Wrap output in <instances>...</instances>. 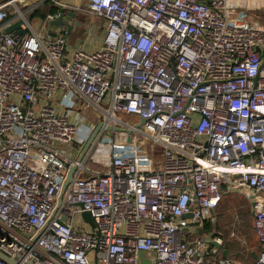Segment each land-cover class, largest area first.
I'll use <instances>...</instances> for the list:
<instances>
[{
	"label": "built area",
	"instance_id": "built-area-1",
	"mask_svg": "<svg viewBox=\"0 0 264 264\" xmlns=\"http://www.w3.org/2000/svg\"><path fill=\"white\" fill-rule=\"evenodd\" d=\"M42 3L78 15L53 25L58 10L34 14ZM82 13L102 26L83 22L68 48ZM18 18L21 34L6 31ZM93 108L104 125L78 158ZM117 122L123 137L105 139ZM230 192L248 198L260 247L241 264H264V0H0L1 252L16 264H143L140 252L236 264L221 235L200 233Z\"/></svg>",
	"mask_w": 264,
	"mask_h": 264
},
{
	"label": "rangeland",
	"instance_id": "rangeland-1",
	"mask_svg": "<svg viewBox=\"0 0 264 264\" xmlns=\"http://www.w3.org/2000/svg\"><path fill=\"white\" fill-rule=\"evenodd\" d=\"M78 13H80V11H78ZM80 15L81 16H79L80 17L79 20L82 21V23L78 26H74L72 28V30L69 32L68 48L72 47V45H74V44L77 45L79 42H82L85 39L86 35H85V27H83V22L87 23V22H90V20L92 19L97 24H99V26H102V21L99 19H96L94 17H91L89 13L88 14L82 13ZM37 16L38 15H35V18L32 20V24L35 27H38V25H39V22L37 20ZM102 33H103L102 27H96V31H95L96 39L101 38ZM91 111H93V113H91L88 117H90V119H92V121L94 123H97L96 122L97 119L101 118V116L103 114H102V112H100L96 108H93V110H91ZM115 114L124 123L136 124L139 121V117L136 114H121V113H115ZM75 115H76V112H74V116ZM115 126L118 127L117 130L105 129V131L103 132L105 139H107L109 137L110 138H113V137L114 138H122L123 137V132L126 129L124 124L121 122H117L115 124ZM138 128L145 130V125L142 123L139 125ZM126 133H127V131H126ZM141 135H142V139L140 141V144L144 145V148H142V146H141V150L144 149L149 156H153L154 158H157L156 148H158L159 145L156 142H154L152 140V138L147 136L146 134L141 133ZM108 146H109V142L107 140H104V148H108ZM62 147H64V146L62 145ZM95 156H96V154H95ZM87 166L92 168V169H95V170H99V169H102L104 167L103 161L101 163H97L92 158H89L87 160ZM247 210H248V198L243 193H241V192H230L228 194H225L224 197L222 198L217 210H216L217 215H218V213H220V216L218 215V218L216 217V220H217L216 225L222 226L225 228V230L227 232H230L231 226H230V224L227 225L229 220H227L225 218V215L227 213H229L231 215V213L234 212L235 213L234 215L239 216L240 212L245 214V212ZM249 232L251 233V239L248 243L249 244L248 246L252 247V246H255L256 240H255V236L252 233L251 228L249 229ZM232 238L236 239L237 242L242 246L244 235H242V238H241L240 234L235 232L233 234L228 235V239H232ZM246 239H247V237H246ZM142 263L143 264H150V261H149V259L143 258Z\"/></svg>",
	"mask_w": 264,
	"mask_h": 264
},
{
	"label": "water",
	"instance_id": "water-1",
	"mask_svg": "<svg viewBox=\"0 0 264 264\" xmlns=\"http://www.w3.org/2000/svg\"><path fill=\"white\" fill-rule=\"evenodd\" d=\"M57 10H58L59 14H58V16L56 18L50 20V24H53V25L65 24V23H67L68 20H71L73 17H75L77 15L75 11L65 9L63 7H57ZM32 15H33V12H30L28 14L29 17H31ZM21 22H22V19L21 18H18L16 20H14L13 22L9 23L5 27V30L6 31H12L13 29H16L18 31V33L21 34V32H22V29L20 28ZM77 24H80V21H77ZM70 28H71V24H68V29H70ZM143 122H144V119L143 118H140L139 121L136 124H134V125L137 127L140 124H142ZM103 125H104V121H98L94 125V127H93V129H92V131H91V133L89 135V137L87 138L86 142L83 145V148H82V150H81L78 158H81L82 155L84 154V152L92 145V143L94 142L96 136L98 135V133L102 129V126ZM105 126H106V129H108V130H117L118 129L117 126H113L111 124H105ZM127 131L129 132V129H127ZM73 169H74V166L70 167V169L68 170V173H67V176L65 178V181H64V184H63V188L61 190V193L63 192L66 183L70 179L71 173H72ZM60 198H61V195H60ZM60 198H59V200H60ZM82 214H83V216L86 219H88L89 221H91L92 225H94L93 219L90 216V214H89L88 211L85 210V211L82 212ZM185 215L189 216L190 213H186ZM253 257L254 258H257L258 257V254L257 253H253ZM0 258L1 259H4L9 264H16L14 257L13 258L8 257L6 254H4L1 251H0Z\"/></svg>",
	"mask_w": 264,
	"mask_h": 264
},
{
	"label": "trees",
	"instance_id": "trees-1",
	"mask_svg": "<svg viewBox=\"0 0 264 264\" xmlns=\"http://www.w3.org/2000/svg\"><path fill=\"white\" fill-rule=\"evenodd\" d=\"M56 10H57L56 5L48 4V3H42L40 6H38L34 10V14L45 15L47 12H54ZM218 215L220 216V213H218ZM250 216H251V212L249 210H247L245 212V214L240 212L239 216H237V219L241 220V224L239 225V227L236 230L238 231V233L243 232L241 234L244 235V242L241 246L237 242V240L234 238L225 240L224 241L225 242L224 248H223L225 256H227L229 258H231V257L232 258H239L242 262H249V261L254 260V258H252V256H251V251L247 247L249 245L248 243L251 239V233L249 232V229L251 228V223H250V219H249ZM225 218L227 220H229L227 223V225H229L231 223L232 219L236 218V216L232 215V214L230 215L229 213H227L225 215ZM215 227H216L215 233H217L218 231H221V226L215 225L214 228ZM223 230H225V229H223ZM246 237H247V239H246Z\"/></svg>",
	"mask_w": 264,
	"mask_h": 264
},
{
	"label": "crops",
	"instance_id": "crops-1",
	"mask_svg": "<svg viewBox=\"0 0 264 264\" xmlns=\"http://www.w3.org/2000/svg\"><path fill=\"white\" fill-rule=\"evenodd\" d=\"M67 1H74V2H79L80 0H67ZM78 15V14H77ZM224 197V196H223ZM222 197V198H223ZM222 200V199H221ZM221 200H220V202H221ZM220 202L217 204V206L215 207V210H214V218H215V224H214V226L216 225V222H217V220H216V217L218 218V215H217V213H216V210H217V208H218V206H219V204H220ZM248 210L251 212V216H250V223H251V229H252V233H253V235L255 236V246H252V247H250V246H247L248 248H249V250L251 251V256H252V258H254L253 257V253H257L258 254V252H259V249H260V247H259V243H258V240H257V237H256V235H255V232H254V228H253V224H252V219H253V215H252V211H251V206H250V203H249V200H248ZM232 215H234L235 213L234 212H232L231 213ZM236 216V218H234V219H232V221H231V223H230V226H231V231H233L234 233L235 232H237L238 233V231L236 230L238 227H239V225L241 224V220H239V219H237V215H235ZM215 229H216V227H215ZM215 229H214V231H212V224L209 222V221H206L205 223H204V226L200 229V233H202V234H205L207 237H213V236H215V235H221L222 237H223V243L222 244H220V249H221V252H222V254H224V251H223V248H224V241L225 240H227L228 239V235H230V232H225V230H223V229H225L224 227H222L221 226V231H218L217 233H215L216 231H215ZM241 233H243V232H239V234H240V237L242 238V234ZM211 234V235H210ZM192 236V235H191ZM187 237H190L189 235L187 236ZM243 242H244V239H243ZM246 247V248H247ZM151 255H153L151 252H140V256L141 257H143V258H146V257H150ZM231 259H233L234 260V262L236 263V264H241L242 263V261L239 259V258H232L231 257Z\"/></svg>",
	"mask_w": 264,
	"mask_h": 264
}]
</instances>
